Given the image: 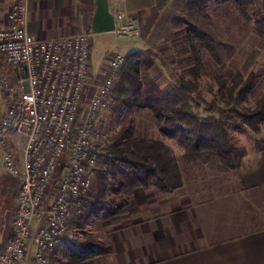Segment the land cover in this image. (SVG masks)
<instances>
[{
	"label": "built area",
	"instance_id": "2783aa9c",
	"mask_svg": "<svg viewBox=\"0 0 264 264\" xmlns=\"http://www.w3.org/2000/svg\"><path fill=\"white\" fill-rule=\"evenodd\" d=\"M113 16V34L132 28L124 15ZM28 22L29 0H8L0 13V162L16 179L17 192L0 264H51L73 237L75 218L92 193L98 154L112 138L102 119L126 63L115 52L97 81L90 70L91 33L38 39Z\"/></svg>",
	"mask_w": 264,
	"mask_h": 264
},
{
	"label": "crops",
	"instance_id": "0c3cea01",
	"mask_svg": "<svg viewBox=\"0 0 264 264\" xmlns=\"http://www.w3.org/2000/svg\"><path fill=\"white\" fill-rule=\"evenodd\" d=\"M158 1L107 0L110 12L135 20L139 37L133 47L154 32L164 4ZM7 6L0 8V13H5ZM95 8V0H29L28 30L38 39L86 31L92 34L91 41L95 36L102 42L113 32L92 33ZM130 46L127 54L143 51ZM114 53L107 52L94 79L101 71L107 74ZM5 175L14 182L0 184V194L9 198L8 192L17 189V182ZM185 187L165 193L136 189L122 213L101 224L111 251L83 264H264V150L246 145L233 183L222 192L193 194ZM36 227L37 223L33 231ZM63 248L52 257L51 264L66 262Z\"/></svg>",
	"mask_w": 264,
	"mask_h": 264
},
{
	"label": "trees",
	"instance_id": "16d2710c",
	"mask_svg": "<svg viewBox=\"0 0 264 264\" xmlns=\"http://www.w3.org/2000/svg\"><path fill=\"white\" fill-rule=\"evenodd\" d=\"M208 0H189V9L202 11ZM234 5L248 18L251 0H235ZM182 32L191 42L193 67L179 78L173 91L164 92L147 75L153 62L142 51L127 55L119 83L112 96L118 107L148 109L160 134L174 138L182 149L184 164L197 163L222 166L236 171L245 149H238L229 140L228 124L235 130L246 127L258 134L264 125V94L252 108L241 107L246 100L248 88H241L243 75L228 72L214 74L206 89L213 101L207 103L199 91L197 82L205 65L202 55H208L215 64H221L217 44L202 30L183 21ZM258 36H264V17L260 14L254 21ZM188 74V75H187ZM190 76L191 80H186ZM122 91L125 97H118ZM194 96V98H192ZM210 115L201 119L195 110L199 108ZM230 116V117H228ZM231 116H236L237 121ZM231 120L230 122H228ZM264 150L263 146L255 147ZM102 168L95 171L97 185L90 209L75 221V233L62 246L64 264H83L111 251V247L97 246L95 239L97 223L122 212L129 205L136 189L153 188L157 192H172L184 185V177L172 150L158 140H138L130 122L122 125L107 147L101 151ZM92 227L87 230L86 228ZM85 240V242H82ZM69 243V248L66 246ZM97 247V248H95Z\"/></svg>",
	"mask_w": 264,
	"mask_h": 264
},
{
	"label": "rangeland",
	"instance_id": "374dc122",
	"mask_svg": "<svg viewBox=\"0 0 264 264\" xmlns=\"http://www.w3.org/2000/svg\"><path fill=\"white\" fill-rule=\"evenodd\" d=\"M2 1L4 0H0V8L3 9V7L6 8L7 6V0H5L4 4ZM188 1L159 0L158 2H164V4H161L162 12L157 15L154 32L144 42L142 40V44L135 47H133V44L136 41L138 42L139 30L136 27L135 20L133 21L132 17L128 15L124 16L127 21L133 22V26L126 34H113L102 42L93 36L90 59V70L93 79L99 65L103 64L102 60L106 57L107 52H124L125 54H123L127 57L126 51L130 49L129 46L132 44L130 46L132 47L131 49H143L142 52L153 62V68L147 72L149 78L164 92L173 91L179 78L186 75L193 67L189 51L190 43H193L195 39L191 38L192 40L189 42L182 32L185 26L183 21H188L199 27L205 35L215 41L221 58V64H215L207 54L202 55L205 65L201 68V76L197 86L204 100L207 103L213 101L212 96L207 93L206 89L214 74L225 75L228 72H240L243 75L241 88L249 89L245 96L246 100L241 107H254L264 94V36H258L254 26V21L258 14L264 17V0H251L252 7L248 10V18L244 17L234 5L235 0H208L202 11L189 9ZM135 30L137 34L134 33ZM79 33L87 32L82 31L77 34ZM0 67L3 68L1 62ZM122 70L123 68L114 78L113 92L119 83ZM105 76L103 71H101L95 79L102 80ZM186 80L190 81V76H187ZM124 95L125 93L122 91L120 95L118 94V97H125ZM3 110L4 106L0 97V114H2ZM195 112L201 119L210 117L202 107L195 110ZM231 119L233 120L228 122L237 121L236 116H231ZM102 120L105 122V130L109 131L112 138L118 133V131H115L116 129L120 130L123 124L130 122L136 139L158 140L168 146L179 162L186 186L185 190L189 193L215 195L222 192L225 188H229L235 179V171L226 170L222 166H217L213 163L201 164L197 162L184 164L182 161V149L178 147L174 138L159 133L154 117L148 109L136 106L131 109L118 107L113 96H111L109 109ZM228 125L229 140L236 148L245 149L248 144H254L255 147L264 145V125L260 126L258 134L252 133L246 127L242 130H235L230 124ZM98 157V165L95 171L101 169L103 164L100 152ZM0 169L2 170L1 162ZM1 170L0 184L6 183L9 185L7 182L13 180ZM96 185L95 176L92 193L85 202L86 204H83V210L80 216L75 218V221L79 217L85 216L90 209V202L93 193H95ZM16 192L17 189L8 192L9 198L6 197V194L2 198V194H0V245L9 236ZM109 218L100 220L97 223L98 236L94 240L97 246L112 247L109 244V239L102 233L101 228V224ZM86 229L90 230L92 227ZM82 242H85V240H82Z\"/></svg>",
	"mask_w": 264,
	"mask_h": 264
},
{
	"label": "water",
	"instance_id": "95a60500",
	"mask_svg": "<svg viewBox=\"0 0 264 264\" xmlns=\"http://www.w3.org/2000/svg\"><path fill=\"white\" fill-rule=\"evenodd\" d=\"M96 8L92 17L91 31L94 34L114 32L115 20L107 0H95Z\"/></svg>",
	"mask_w": 264,
	"mask_h": 264
}]
</instances>
